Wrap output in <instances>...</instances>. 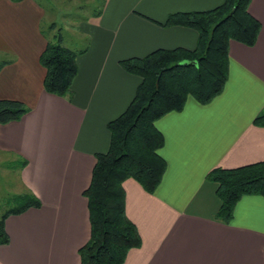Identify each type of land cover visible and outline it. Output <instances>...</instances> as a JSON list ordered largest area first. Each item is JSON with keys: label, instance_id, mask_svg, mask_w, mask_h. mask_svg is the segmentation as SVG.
I'll return each instance as SVG.
<instances>
[{"label": "crops", "instance_id": "1", "mask_svg": "<svg viewBox=\"0 0 264 264\" xmlns=\"http://www.w3.org/2000/svg\"><path fill=\"white\" fill-rule=\"evenodd\" d=\"M222 1L102 0L99 12L76 22V35L57 28L55 37L78 51L77 72L61 96L42 86L38 57L51 40L41 31L42 5L0 0V62L11 58L0 66V97L28 107L0 123V156L18 162L21 190L14 196L30 192L40 202L5 218L0 264H80L78 248L90 235L82 191L95 155L108 148L107 122L127 107L140 81L120 60L194 48L195 29L164 21ZM248 11L260 30L252 45L230 40L221 92L206 103L189 96L181 109L154 120L166 164L154 190L123 180L125 212L141 242L121 264H264V195H241L222 220L215 216L217 183L207 177L216 166L264 160V126L253 122L264 112V0H250Z\"/></svg>", "mask_w": 264, "mask_h": 264}, {"label": "trees", "instance_id": "2", "mask_svg": "<svg viewBox=\"0 0 264 264\" xmlns=\"http://www.w3.org/2000/svg\"><path fill=\"white\" fill-rule=\"evenodd\" d=\"M249 2L223 0L209 9L170 13L163 24L195 29L194 48H158L142 57L120 60V65L138 75L140 81L127 107L107 122L108 148L95 155L90 181L82 191L90 235L78 248L80 264H121L127 251L140 244L138 230L125 212L122 182L133 178L149 192L159 183L166 164L158 153L163 137L154 120L181 109L189 96L206 103L221 92L227 78L230 40L252 45L260 30V22L248 11ZM77 53L64 45L60 33L45 43L38 57L45 70L44 90L61 96L68 93L77 72ZM3 62L6 60L0 66ZM27 109L20 99L0 97V123L18 119ZM253 122L264 126V112ZM207 177L217 183L215 216L222 220L231 217L241 195H264V160L231 168L216 166ZM13 198L17 203L0 214V244L8 242L5 218L40 204L30 192Z\"/></svg>", "mask_w": 264, "mask_h": 264}, {"label": "rangeland", "instance_id": "3", "mask_svg": "<svg viewBox=\"0 0 264 264\" xmlns=\"http://www.w3.org/2000/svg\"><path fill=\"white\" fill-rule=\"evenodd\" d=\"M36 1L38 5H42V9L45 10V14L40 20L41 31L44 33L46 32V36L52 41L56 39L55 34L57 33V28H60V30L63 29L65 35L69 33L76 35V22L86 17L88 13L93 14V12L100 8L101 4V0ZM52 24L56 26H52ZM65 40L64 45H70V43H72V41L67 38H65ZM1 56L5 57V55L2 54ZM10 60L11 58L5 63H10ZM18 170V162L11 161L7 158L4 159L0 156V214L17 203L13 197L21 190Z\"/></svg>", "mask_w": 264, "mask_h": 264}]
</instances>
